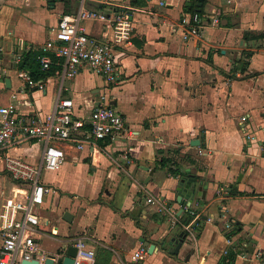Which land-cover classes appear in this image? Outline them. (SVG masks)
Here are the masks:
<instances>
[{
    "label": "crops",
    "instance_id": "0c3cea01",
    "mask_svg": "<svg viewBox=\"0 0 264 264\" xmlns=\"http://www.w3.org/2000/svg\"><path fill=\"white\" fill-rule=\"evenodd\" d=\"M115 1L131 15L135 29L131 44L118 52L117 80L109 84L87 67L73 79L62 80L57 71L39 83L27 82L29 72L14 63L16 48L30 46L45 56L43 46L55 38L61 16L77 12L78 0H0V67L6 70L0 74V107L14 104L20 114L45 118L60 95L73 101L75 119L88 120L97 106L109 104L134 132L84 150L63 144L65 162L43 177L57 190L44 215L63 237L88 233L96 242L95 264H219L229 247L242 254L248 246L259 248L264 243V0H205L204 12L216 11L221 23L188 41L176 24L188 14L190 0ZM84 26L98 40L110 35L100 21ZM195 140L199 146H192ZM43 150L42 143L16 138L6 154L35 164ZM164 159L200 179L206 197L196 202L206 203L198 216L210 217L177 256L162 244L175 229L169 232L171 215L161 212V204L170 203L175 214L186 211L174 191L177 175ZM8 178L0 156V210L22 187ZM66 211L74 215L71 224L63 220ZM228 218L242 231L225 235L221 227ZM247 233L248 243L242 240ZM142 238L156 249L134 262L142 247L149 250ZM242 254L234 264H243Z\"/></svg>",
    "mask_w": 264,
    "mask_h": 264
},
{
    "label": "built area",
    "instance_id": "2783aa9c",
    "mask_svg": "<svg viewBox=\"0 0 264 264\" xmlns=\"http://www.w3.org/2000/svg\"><path fill=\"white\" fill-rule=\"evenodd\" d=\"M89 4L101 6L103 10L90 7ZM160 2V6H165ZM115 0H78V10L73 14L61 16L55 30V38L49 40L41 58L42 68L49 70L54 60L61 67L62 80L73 79L82 67L103 77L109 84L117 80L116 63L118 52L131 44L134 36V21L131 15L122 9ZM87 21H100L109 26L110 35L106 40L91 37L84 26ZM221 17L216 11L184 14L176 28L183 40L199 37L211 26H218ZM15 50L14 63L19 64L30 46L20 52ZM52 56L54 58H52ZM6 70L0 67V74ZM27 82L32 83L29 73H24ZM61 94V93H60ZM73 101L61 99L60 95L52 113L45 118L20 114L14 104L0 107V156L4 158L6 174L12 182L21 185L13 197L7 198L0 210V264H24L37 261L38 264H67L70 247L77 252L73 264H95V240L88 234L63 237L58 233V226L52 225L44 215L43 207L49 197L57 190L44 182V174L57 171L65 162L66 153L63 144H75L78 150L95 146L99 141H118L131 138L134 132L127 127L125 118L111 105H99L88 120L75 119L72 116ZM34 140L44 145L40 160L33 164L22 158L6 154L15 139ZM155 204L158 200L148 199ZM161 212L171 215L172 225L179 223L175 213L161 204ZM194 222L183 225V229L193 242L197 239ZM226 222V228L231 229ZM54 241L53 248L46 243ZM229 245H233L229 240ZM227 255L228 250H226ZM148 251L142 247L133 256V261L142 260ZM243 258L262 261L263 256L248 252ZM205 260V258H204ZM199 264H204L201 260Z\"/></svg>",
    "mask_w": 264,
    "mask_h": 264
},
{
    "label": "water",
    "instance_id": "95a60500",
    "mask_svg": "<svg viewBox=\"0 0 264 264\" xmlns=\"http://www.w3.org/2000/svg\"><path fill=\"white\" fill-rule=\"evenodd\" d=\"M136 1V0H135ZM197 7L201 8L203 6V2L205 0H197ZM60 21V20H59ZM11 50V48L9 49ZM6 84L8 86H10V80L7 79L6 80ZM200 142L199 140H195L192 142V146H199ZM199 185V186H198ZM234 190L235 193L237 192L236 188H233V186H231L229 188V191ZM175 193L177 195V201L182 203L183 205H185V211H189L190 214L193 215V220L194 222V226L197 227V221L200 219V216H198L199 210H201V208L203 207V205H205V201L203 202V204H201L200 202H196L197 198L201 197L205 200L206 197V191H204V187L202 185H200V179L195 178L192 175H184V174H180L177 175V185L175 187ZM165 198L162 197L161 201L164 202ZM194 202L196 203L194 205ZM167 208H170V203L167 204ZM221 209V208H220ZM184 211V209L182 210ZM171 212V210H170ZM172 213V212H171ZM184 213V212H183ZM182 212L179 214H176V216L179 218L180 221V216L183 214ZM203 221H207L210 219L209 216H202L201 217ZM171 219V217L169 218V220ZM63 220L69 224H71L74 220V215L69 212L66 211L64 212L63 215ZM191 221V222H192ZM190 222V223H191ZM226 222H229L231 224V229H227L226 228ZM236 223V224H235ZM235 224V225H233ZM176 225H170L169 227V232L172 229H175V231H173V233H169V236H167L166 238H164L162 240V244L168 245L169 247V253L174 254L175 256L179 255L181 249L183 248V245L186 241L191 242L192 239L188 236L187 232L182 228L180 230V228ZM240 225L239 222H235L232 219H225V222L223 223V226L221 227V231L225 234V235H229L232 230L238 229L239 231H242V226ZM227 237V236H226ZM249 234L247 233L246 236H244L245 239L244 240L246 243H248V238ZM145 246H147L149 248L148 252L149 254H153L156 246L155 244H150L149 242H147L144 238H142L141 240ZM233 243V242H232ZM248 253H250L251 255L255 256L257 254H261L264 257V243L262 244V246H260L259 248H256L255 246H248L247 248ZM77 250L74 247H70L69 249V256L65 259V263L67 264H73V258L76 255ZM242 250H239L238 254L241 255L242 254ZM263 262H264V258H263ZM53 261L49 260L47 262V264H52ZM24 264H38L37 261H33V262H24ZM243 264H251V260L249 259H245Z\"/></svg>",
    "mask_w": 264,
    "mask_h": 264
},
{
    "label": "trees",
    "instance_id": "16d2710c",
    "mask_svg": "<svg viewBox=\"0 0 264 264\" xmlns=\"http://www.w3.org/2000/svg\"><path fill=\"white\" fill-rule=\"evenodd\" d=\"M191 4H187L185 6V10L188 13H195V12H199V13H204L205 11V5L206 2H203V6L201 8L197 7V1L196 0H190ZM252 39H257L259 38V36H253L251 37ZM44 56V53L40 52V51H27L23 54L22 59L20 61V63L17 65V68L20 72H24V71H28L32 81L35 83H39L43 80H45L46 78H48L49 76L55 75L58 71V73H61V67L59 65H56L55 60L53 62V64L51 65L49 70H44L42 68V64H41V58ZM52 58H54L52 56ZM162 164L163 165H167L170 166V170L172 172V174L174 175H180L182 174L181 171L177 168L176 163L170 159H164L162 160ZM202 216H200V219L197 221L198 226L196 227L197 231H199L201 229V227L203 226V220L201 218ZM193 215L189 213V211L185 212L184 214H182L180 216V221L178 223V227L180 228V230L183 228V225H187L189 224L192 220H193ZM236 224V223H235ZM233 224V225H235ZM240 225H238L239 227ZM238 229L232 230V233H235ZM238 252L239 249L235 248V247H229L228 249V253L227 255L223 256L219 262V264H234L237 260L238 257Z\"/></svg>",
    "mask_w": 264,
    "mask_h": 264
},
{
    "label": "rangeland",
    "instance_id": "374dc122",
    "mask_svg": "<svg viewBox=\"0 0 264 264\" xmlns=\"http://www.w3.org/2000/svg\"><path fill=\"white\" fill-rule=\"evenodd\" d=\"M142 1H144L143 2V4H145L146 2H147V0H142ZM160 1V0H159ZM148 3V2H147ZM165 7V6H164ZM164 7H158L157 6V8L159 9V10H161L162 8L164 9ZM166 8V7H165ZM162 9V10H163ZM48 173V172H47ZM45 175V174H44ZM46 176V175H45ZM8 180H9V178H8ZM10 181V180H9ZM53 225V224H52ZM63 232H66L65 230H63ZM74 231L73 230H71V233H73ZM54 244H56V242H54V241H49V242H47L46 243V246H47V248H53L51 245H54Z\"/></svg>",
    "mask_w": 264,
    "mask_h": 264
}]
</instances>
